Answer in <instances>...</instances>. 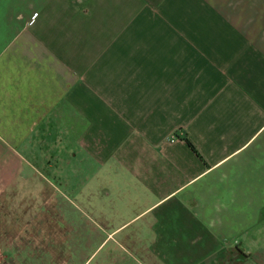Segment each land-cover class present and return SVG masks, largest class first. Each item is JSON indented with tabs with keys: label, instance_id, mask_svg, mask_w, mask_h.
Here are the masks:
<instances>
[{
	"label": "crops",
	"instance_id": "obj_1",
	"mask_svg": "<svg viewBox=\"0 0 264 264\" xmlns=\"http://www.w3.org/2000/svg\"><path fill=\"white\" fill-rule=\"evenodd\" d=\"M74 161L96 182L82 264L264 263V0H0L6 247L76 248L43 224L53 190L34 224L9 211L11 189Z\"/></svg>",
	"mask_w": 264,
	"mask_h": 264
},
{
	"label": "rangeland",
	"instance_id": "obj_2",
	"mask_svg": "<svg viewBox=\"0 0 264 264\" xmlns=\"http://www.w3.org/2000/svg\"><path fill=\"white\" fill-rule=\"evenodd\" d=\"M69 165L72 167L64 166L68 169L67 171L34 173L27 182L22 183L23 186L11 189L12 197L10 198L9 211L10 214L26 212L24 220L26 221L27 218L29 224H34V220L29 219V215L31 216L40 208L42 188L53 190L55 194L54 204L52 206L46 204L47 207L44 203L41 205L43 224L48 221L54 222L60 228H65L68 224L75 231V235L69 237L67 242L77 240L76 248L73 249L71 246L70 249L60 250L57 255H53L49 249L45 248L51 242V236L42 234L41 243L32 239L27 241L26 247H22L23 245H20L18 238V242L13 245L15 248L10 249L6 247V236L0 229V264H82L88 255L98 247L99 238L93 232L98 229V217L97 214L92 215L91 213L89 215L90 211L85 202L86 198L91 195L90 189L87 187L89 183L94 186L95 177L89 178L91 173L84 172L83 166H76L75 161ZM90 179L92 182L89 181ZM86 180V187H84ZM1 223L0 220V227ZM19 223L20 221L11 219L10 227L17 229ZM9 238L7 237V239ZM145 238L138 236L135 244L139 245L146 240ZM99 256L100 253L96 250L85 264H97ZM138 257L140 259V256ZM89 261L91 262L89 263ZM139 263L144 264V259L139 260ZM262 264L264 263L262 262Z\"/></svg>",
	"mask_w": 264,
	"mask_h": 264
},
{
	"label": "trees",
	"instance_id": "obj_3",
	"mask_svg": "<svg viewBox=\"0 0 264 264\" xmlns=\"http://www.w3.org/2000/svg\"><path fill=\"white\" fill-rule=\"evenodd\" d=\"M189 144L191 145V143L189 142ZM192 146V145H191ZM193 147V146H192Z\"/></svg>",
	"mask_w": 264,
	"mask_h": 264
},
{
	"label": "built area",
	"instance_id": "obj_4",
	"mask_svg": "<svg viewBox=\"0 0 264 264\" xmlns=\"http://www.w3.org/2000/svg\"><path fill=\"white\" fill-rule=\"evenodd\" d=\"M172 138H174V136L172 135Z\"/></svg>",
	"mask_w": 264,
	"mask_h": 264
}]
</instances>
